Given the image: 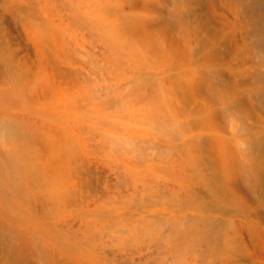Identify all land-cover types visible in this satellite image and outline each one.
Masks as SVG:
<instances>
[{"label": "rangeland", "instance_id": "obj_1", "mask_svg": "<svg viewBox=\"0 0 264 264\" xmlns=\"http://www.w3.org/2000/svg\"><path fill=\"white\" fill-rule=\"evenodd\" d=\"M230 1L197 0L182 10L173 0H0V44L22 70L10 75L0 65V264H226L186 230L207 216L226 224L247 215L212 208L197 176L209 173L207 160L190 153L188 140L207 138V125L191 124L200 106L231 104L212 103L199 84L188 98L171 79L219 68L227 74L215 83L243 87L249 68L264 70V0ZM171 12L185 31L165 29ZM181 36L189 45L179 53L171 41ZM150 42L163 43L166 61ZM215 47L224 52L219 64L207 60ZM231 117L216 123L229 138ZM66 137L68 162L32 173L48 159L47 143ZM55 188L58 198L48 200ZM260 230V249L239 233L237 264H264Z\"/></svg>", "mask_w": 264, "mask_h": 264}, {"label": "bare ground", "instance_id": "obj_2", "mask_svg": "<svg viewBox=\"0 0 264 264\" xmlns=\"http://www.w3.org/2000/svg\"><path fill=\"white\" fill-rule=\"evenodd\" d=\"M135 1H141V0H135ZM144 1L148 3L151 2V0H144ZM173 1L177 4V6H179L177 7V9L180 7L182 8L186 4L188 5L185 8L189 9L188 7L189 4L195 1L197 2V0H173ZM234 1L233 0L230 1L231 4ZM237 1L240 4V6L243 5L244 0H237ZM182 10L184 9L182 8ZM187 11L189 14L191 13L190 10H187ZM171 13H172L171 15L169 14V16H166V17L164 16V18L162 19V23L164 24L165 29L168 30V28L172 26L175 27L178 24L177 26H179L180 28H182L183 31H185L184 26L180 22L181 19H180L179 13L178 12H175V13L171 12ZM257 15L259 16L258 13ZM241 17H243V15ZM259 25L261 26V24ZM234 26H233V32L235 31ZM253 28L255 29L256 27H253ZM253 28H251L252 32L258 33V30L253 31ZM215 29H217V27ZM220 30H222V28ZM213 33L215 34V37H213V39H215L216 37H218L217 35L220 32L218 30V31H213ZM222 33H224V31ZM258 34H261V33H258ZM230 37L233 39V36L231 35V33H230ZM225 38H226V35H225ZM187 39H188L187 37L181 36L177 40L175 39L176 41L172 40L171 43L174 44V46L176 47V50L179 51L180 53L181 52L180 49L189 45ZM209 39L212 41V38L209 37ZM227 39H228V36H227ZM204 42L205 41H202V43ZM150 43H153V46L150 48L151 52H154L157 56L161 57L162 58L160 59L161 62L166 61L167 56L168 54L170 55V53H166L167 51H166L165 46H163V43H154V42H150ZM204 44L205 46H209L212 43L207 45V42H205ZM204 44H201V45L203 46ZM226 44H229V43H226ZM256 45H259V44L257 43ZM263 45H262V48H263ZM4 46L0 44V65L5 70V72H8V73L12 72L13 75L18 76L21 73L19 71H22V70L19 66L18 68L20 70L15 68L13 58L9 54L5 53ZM220 48L221 47H215V48H212L213 50H209L211 52H209V54L207 53L208 55L207 60L210 63L215 62L219 64V61L223 62L221 60H223L224 52L221 50L222 48L221 49ZM237 48L235 47V50ZM228 67H231V66L229 65ZM249 69H250L249 71L247 70V72H245L247 73L245 77L247 78L249 77L250 80H248L249 83H247L243 87H240L239 84L232 85L233 83L232 81L235 79L231 80L232 82L231 84L229 83L225 84L224 82L223 83L221 82V84L220 82L215 83L213 81L214 75L219 77L218 80H221V79L223 80L224 75L227 74V73L223 74V71L221 72V69L219 70V68L218 69L216 68L212 70L211 72L206 71L207 73H205V71L202 72L200 68H196V67L184 69V70L179 71L176 77L171 79L172 83H174V86L177 88V91L184 94L188 98L194 97L193 95L196 92V86L197 84H199V87L202 90L204 91L206 90L207 93L211 94V97L213 99L211 100L212 103H214V101H220V102L225 101L231 104V107L229 106L231 109L228 107L230 109V110L228 109L229 111H226V110L219 111L218 109L210 108L206 105L205 106L207 108L204 106H200L198 110H199V113L201 114V117L199 119L195 118L196 120L193 121L191 124L197 125V124L202 123V124L207 125V138L195 137V138H190L188 140V142L192 144L190 153L197 159L205 158L207 160V168L209 170V173L203 174L201 172H197V176L200 179V182L205 187H207L208 195L213 199L212 208L214 207L215 209L217 210L219 209L223 212H227L229 210H239L241 211V213L243 212L245 216L247 215V218L244 217L245 219H240V217L239 219H229L227 220L226 224L218 223L217 221L211 219V217L207 216V218H204V219L202 218L196 221L195 224L192 225V227L186 230V233L190 234L191 236L201 235V239H205L208 245H210V248L212 249V253L213 251H215L218 254L219 258L223 260L224 262H226V264H237L236 263L237 260L235 262V258H237L236 253L238 250H241L240 246L242 248V245L241 244L239 245V233L241 234L243 233V231L248 233L252 243L255 244L254 245L255 248L260 249V247L258 246H261V247L263 246V231L260 229H263L264 227L263 228L260 227V224L261 222H264V119L260 117L261 115L259 116V113L257 115L259 117L255 116L256 112L254 113V110H255V104L258 103L256 105L257 106L259 105L263 109V112H264V70L261 71L260 69H256V70H251V68ZM230 72L232 73L233 71H230ZM236 72L237 71H235V73ZM238 73L239 72H237V75ZM232 74L233 76H236V74L234 73ZM16 80H17V77H16ZM230 116L233 117L231 125L233 124L232 126H235V127L234 128L231 127L233 129V132H232L233 137L230 136L229 138L225 136L224 134V132L227 130H224L222 128H217L216 123L218 122V120L225 119ZM253 117H254L255 123H252V122L249 123L248 119L249 118L251 119ZM1 125H5V128L8 132L16 131V127H13L7 124L5 121H3ZM227 127L228 126L224 128L228 129ZM178 131L179 130H177V132ZM173 133H174V130H173ZM173 138L174 137H172V139ZM58 143L53 139H51V142L47 143L48 152L50 155H48L49 156L48 159L44 162L42 166L32 168V173H34L35 172L34 170H36V172H39L41 173L42 176H44V173H46V171L49 172L51 169H54V168L57 169V167L58 168L60 167L61 163L68 162L69 157H70V151H71V143H70L69 138L66 137L64 140H62L61 142L59 141ZM33 175L36 176L37 173ZM47 182L50 184V186H52L51 184L53 183L55 184V182L53 181H46V184ZM57 193H58V190L55 188L53 190L52 195H49L47 199L55 200L56 198H58V196L55 195ZM250 214H255L261 220V222L258 224V222L256 223V221L258 220L254 222L253 220L248 219L250 218L249 216ZM228 232L236 235L234 240L227 239ZM29 242L31 243V241ZM30 243L28 244L29 248L31 247Z\"/></svg>", "mask_w": 264, "mask_h": 264}]
</instances>
